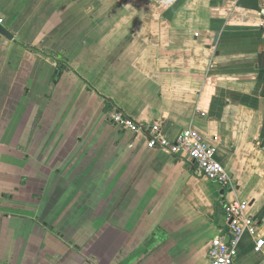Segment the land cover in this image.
Returning a JSON list of instances; mask_svg holds the SVG:
<instances>
[{
	"label": "crops",
	"instance_id": "0c3cea01",
	"mask_svg": "<svg viewBox=\"0 0 264 264\" xmlns=\"http://www.w3.org/2000/svg\"><path fill=\"white\" fill-rule=\"evenodd\" d=\"M0 264H264V0H0ZM192 129L235 189L108 119ZM224 196V198H222Z\"/></svg>",
	"mask_w": 264,
	"mask_h": 264
},
{
	"label": "built area",
	"instance_id": "2783aa9c",
	"mask_svg": "<svg viewBox=\"0 0 264 264\" xmlns=\"http://www.w3.org/2000/svg\"><path fill=\"white\" fill-rule=\"evenodd\" d=\"M0 24H2L1 20ZM107 114L109 121L122 132L146 135L149 148L161 149L173 156H187L194 163L198 174L219 184L223 193L235 189L233 177L217 160L216 148L207 144L196 131L184 130L171 140L164 134L160 122L147 127L115 107L110 108ZM221 206L228 230L212 240L208 257L211 264H235L241 238L246 232L257 234V221L248 214L250 205L247 201L227 202L222 199ZM263 248L264 239L258 238L255 252L259 253Z\"/></svg>",
	"mask_w": 264,
	"mask_h": 264
},
{
	"label": "water",
	"instance_id": "95a60500",
	"mask_svg": "<svg viewBox=\"0 0 264 264\" xmlns=\"http://www.w3.org/2000/svg\"><path fill=\"white\" fill-rule=\"evenodd\" d=\"M0 34L3 35L4 37L10 39V40H12L14 38V36L1 25H0Z\"/></svg>",
	"mask_w": 264,
	"mask_h": 264
},
{
	"label": "rangeland",
	"instance_id": "374dc122",
	"mask_svg": "<svg viewBox=\"0 0 264 264\" xmlns=\"http://www.w3.org/2000/svg\"><path fill=\"white\" fill-rule=\"evenodd\" d=\"M227 193H229V191Z\"/></svg>",
	"mask_w": 264,
	"mask_h": 264
},
{
	"label": "trees",
	"instance_id": "16d2710c",
	"mask_svg": "<svg viewBox=\"0 0 264 264\" xmlns=\"http://www.w3.org/2000/svg\"><path fill=\"white\" fill-rule=\"evenodd\" d=\"M110 109V108H109Z\"/></svg>",
	"mask_w": 264,
	"mask_h": 264
}]
</instances>
